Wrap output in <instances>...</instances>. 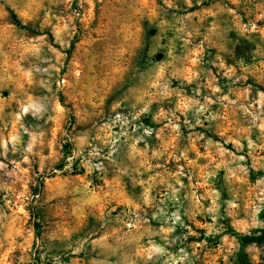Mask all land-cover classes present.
<instances>
[{
	"label": "rangeland",
	"instance_id": "rangeland-1",
	"mask_svg": "<svg viewBox=\"0 0 264 264\" xmlns=\"http://www.w3.org/2000/svg\"><path fill=\"white\" fill-rule=\"evenodd\" d=\"M263 215L264 0H0V264H264Z\"/></svg>",
	"mask_w": 264,
	"mask_h": 264
},
{
	"label": "trees",
	"instance_id": "trees-1",
	"mask_svg": "<svg viewBox=\"0 0 264 264\" xmlns=\"http://www.w3.org/2000/svg\"><path fill=\"white\" fill-rule=\"evenodd\" d=\"M12 18L15 22V24L20 27L21 29L24 30H31L30 27L24 25L21 20L18 18V16L12 12ZM263 223H264V215H263ZM234 234H237L236 232H234ZM240 236L241 241L244 244H251V243H257V244H261L264 242V227L261 230V234L260 235H255V236H244V235H238Z\"/></svg>",
	"mask_w": 264,
	"mask_h": 264
}]
</instances>
